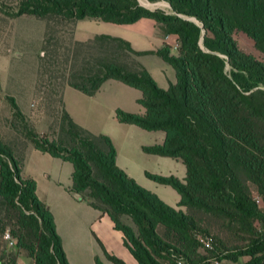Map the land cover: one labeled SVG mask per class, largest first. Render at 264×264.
Instances as JSON below:
<instances>
[{"label": "trees", "instance_id": "1", "mask_svg": "<svg viewBox=\"0 0 264 264\" xmlns=\"http://www.w3.org/2000/svg\"><path fill=\"white\" fill-rule=\"evenodd\" d=\"M163 1L168 14L150 12L136 0H0V14L8 18L44 21L38 66L47 78L48 99L58 97L65 124L64 144L29 131L25 140L38 153L71 165L66 192L107 215L136 264H192L198 250L194 236H210L209 230L137 186L116 166L110 140L73 123L61 103L64 87L86 97L98 93L105 81L136 91L141 113L116 111V121L163 132L162 145L141 150L180 160L185 169L184 185L146 177L172 187L182 204L221 217L228 238L210 237L220 253L217 260L226 252L232 260L249 257L244 264H264V63L239 52L232 38L235 32L243 34L264 56V0ZM85 18L119 26L148 19L176 35V55L165 45L156 55L174 70V83L161 89L145 69L129 68L130 55L140 53L123 39L98 35L79 43L55 32ZM20 159L0 143V233L7 227L17 256L31 264H68L33 180L21 175ZM121 216L130 219L134 233L119 223ZM234 241L241 246L225 250L223 245ZM103 256L110 264H124L105 252ZM6 261L16 264L12 256Z\"/></svg>", "mask_w": 264, "mask_h": 264}, {"label": "rangeland", "instance_id": "2", "mask_svg": "<svg viewBox=\"0 0 264 264\" xmlns=\"http://www.w3.org/2000/svg\"><path fill=\"white\" fill-rule=\"evenodd\" d=\"M138 6L153 12L169 13L168 5L163 0H136ZM192 20V19H189ZM166 31V30H164ZM46 26L44 21L31 16L8 18L0 14V143L8 147L14 158L21 157L22 177L32 179L36 183L37 195L41 200L50 202L52 216L56 219L57 229L69 238L72 232L74 238L81 240L79 246L69 249L73 264H110L104 261L101 250L91 239H84L82 232L84 221L79 214L61 211L64 191L70 185L71 165L59 159H52L46 154L35 151L26 140L25 133L45 135L47 140L58 145V141L67 142L64 134V123L61 122L58 97L48 99L46 77L41 75L38 66ZM58 36L64 41L84 43L98 35H107L127 41L131 49L140 53L130 55L129 68L133 64L145 69L155 84L166 89L169 83H174V70L157 57L162 45L170 48V54L176 55L179 42L176 35L162 32L152 20L140 19L130 25H115L96 19L85 18L75 21L73 26L58 27ZM239 52L251 56L264 63V56L255 51L251 41L239 32L232 35ZM200 46V41H199ZM226 72L228 68H225ZM139 93L113 81H105L100 90L92 97H86L79 92L64 87L61 94L63 110L73 123L85 129L94 136H104L113 145L116 157L115 164L127 177L153 195L165 206L176 212L189 216L197 224L205 227L210 236L195 235L198 250L192 257V264H244L248 257L229 259L228 253L214 250L212 239L214 235L228 238L221 225V217L184 203L181 196L167 184H159L148 179L146 175L174 179L184 185L185 169L180 160H171L153 154L144 153L142 147L162 145L164 133L161 131H146L132 124L116 121V111L139 114L140 107L136 101ZM51 188L47 190L48 185ZM53 187V188H52ZM51 191L50 195H47ZM47 192V193H46ZM58 195V197H57ZM253 199H259L253 193ZM77 203V202H76ZM87 204V200H85ZM88 205V204H87ZM259 206V200L258 204ZM50 213V211H49ZM51 215V214H50ZM107 216V215H106ZM109 219V218H108ZM110 220V219H109ZM119 223L129 228L133 233L135 227L126 216L119 217ZM260 232V228L256 226ZM176 231V230H175ZM3 233H9L5 227L0 233L1 264H8V256L15 257L16 264H31L29 260L17 256L14 241L11 247L2 239ZM120 233V232H119ZM121 234V233H120ZM122 236V234H121ZM12 239V238H11ZM208 244V246H206ZM241 243L229 242L223 247L234 251ZM196 255V256H195ZM17 257V258H16ZM204 260V262H202ZM175 264H183L177 260Z\"/></svg>", "mask_w": 264, "mask_h": 264}, {"label": "crops", "instance_id": "3", "mask_svg": "<svg viewBox=\"0 0 264 264\" xmlns=\"http://www.w3.org/2000/svg\"><path fill=\"white\" fill-rule=\"evenodd\" d=\"M49 187L51 188V184L48 185L47 190H49ZM50 193L51 191H49L47 195H50ZM35 196L42 204H44V206H46L48 211H50L53 220L54 230L60 240V245L64 257L66 259V262L68 264H73V262H71V255L69 254V249H72V246L74 247L79 246V244H81V240H79L76 237L74 238L72 232L69 233V238H68L60 230V228L59 230L57 229L56 219L52 216L50 210L51 209L50 202L48 201L46 202L44 199L41 200L40 197L37 195L36 183H35ZM63 197L65 199L59 197L63 201L61 202L62 205L60 209L63 214L65 212H72V211L79 214L80 218L84 221L83 229H82L84 239L87 238L88 242L92 239L97 244L99 249H100L99 244L101 245L102 250L103 252H105V254L121 260L124 264H136L134 259L125 249L121 234L113 229V225L111 221L108 219V217L105 214H101L100 212L93 210L85 202L76 203V201H74L71 198V196L65 191ZM103 252L101 251L102 257L106 262L103 256Z\"/></svg>", "mask_w": 264, "mask_h": 264}, {"label": "built area", "instance_id": "4", "mask_svg": "<svg viewBox=\"0 0 264 264\" xmlns=\"http://www.w3.org/2000/svg\"><path fill=\"white\" fill-rule=\"evenodd\" d=\"M254 201L256 204H258V199H255ZM2 239L5 241V244H7V246L11 247L13 245V241L8 233H3ZM206 246H208V244H206Z\"/></svg>", "mask_w": 264, "mask_h": 264}, {"label": "flooded vegetation", "instance_id": "5", "mask_svg": "<svg viewBox=\"0 0 264 264\" xmlns=\"http://www.w3.org/2000/svg\"><path fill=\"white\" fill-rule=\"evenodd\" d=\"M244 257H247V256H244ZM243 258V257H242ZM249 258V257H248ZM249 260V259H248ZM247 262V261H246Z\"/></svg>", "mask_w": 264, "mask_h": 264}]
</instances>
